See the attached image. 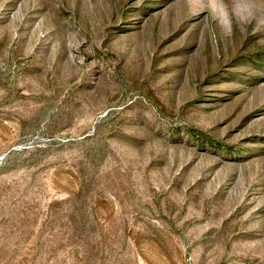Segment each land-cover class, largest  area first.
<instances>
[{"label": "rangeland", "instance_id": "obj_1", "mask_svg": "<svg viewBox=\"0 0 264 264\" xmlns=\"http://www.w3.org/2000/svg\"><path fill=\"white\" fill-rule=\"evenodd\" d=\"M0 264H264V0H0Z\"/></svg>", "mask_w": 264, "mask_h": 264}, {"label": "clouds", "instance_id": "obj_2", "mask_svg": "<svg viewBox=\"0 0 264 264\" xmlns=\"http://www.w3.org/2000/svg\"><path fill=\"white\" fill-rule=\"evenodd\" d=\"M234 17L229 16L227 12H221L218 17V22L220 23L221 27L225 30L226 34H230L231 26L235 22Z\"/></svg>", "mask_w": 264, "mask_h": 264}]
</instances>
